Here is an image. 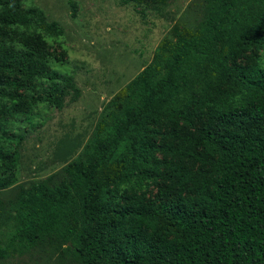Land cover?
<instances>
[{
  "label": "trees",
  "instance_id": "1",
  "mask_svg": "<svg viewBox=\"0 0 264 264\" xmlns=\"http://www.w3.org/2000/svg\"><path fill=\"white\" fill-rule=\"evenodd\" d=\"M55 28L37 7L0 0V110L62 106L69 74L11 40ZM172 38L114 96L81 155L19 185L0 258L49 248L70 264H264V67L237 61L264 47V0H209L197 28ZM158 135L176 145L158 146ZM16 160L0 145L1 171ZM6 174L0 191L14 180ZM154 178L165 183L153 197L127 193Z\"/></svg>",
  "mask_w": 264,
  "mask_h": 264
},
{
  "label": "rangeland",
  "instance_id": "2",
  "mask_svg": "<svg viewBox=\"0 0 264 264\" xmlns=\"http://www.w3.org/2000/svg\"><path fill=\"white\" fill-rule=\"evenodd\" d=\"M208 3L209 0H165L163 5L150 7L132 0H20L21 8L37 7L45 20L54 21L57 28L53 35L27 31L14 34L11 40L36 51L45 61V69L69 74L72 88H66L60 108L37 101L28 110L21 100L13 108L0 110V145L17 156L12 169L0 170L1 176L11 173L14 179L0 191L1 241L12 229L11 215L19 185L52 177L81 155L96 131L108 124L106 109L111 100L150 61L159 42L172 38L174 27L185 33L194 31ZM251 55L264 67V47L243 53L237 61L247 63ZM177 126L182 133L191 131L181 123ZM170 128V123L159 126L164 132ZM168 141L176 145L168 136L156 138L158 146ZM156 155L163 157L161 152ZM183 161L190 168L200 166L192 158ZM163 183L159 178L148 179L140 188H127V193L153 197ZM0 264L70 263L49 248H36L0 258Z\"/></svg>",
  "mask_w": 264,
  "mask_h": 264
}]
</instances>
